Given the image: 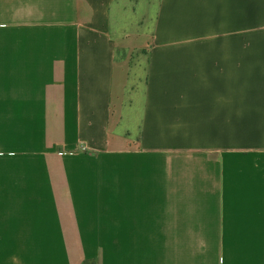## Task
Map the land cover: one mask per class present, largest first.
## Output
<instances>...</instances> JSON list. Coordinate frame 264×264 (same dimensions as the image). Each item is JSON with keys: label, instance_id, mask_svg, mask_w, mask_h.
<instances>
[{"label": "crops", "instance_id": "1", "mask_svg": "<svg viewBox=\"0 0 264 264\" xmlns=\"http://www.w3.org/2000/svg\"><path fill=\"white\" fill-rule=\"evenodd\" d=\"M84 261L264 264V0H0V264Z\"/></svg>", "mask_w": 264, "mask_h": 264}, {"label": "rangeland", "instance_id": "2", "mask_svg": "<svg viewBox=\"0 0 264 264\" xmlns=\"http://www.w3.org/2000/svg\"><path fill=\"white\" fill-rule=\"evenodd\" d=\"M139 52L135 53L136 57L133 61L130 78H131V88L141 92V87L144 83V75H145V65H146V55ZM133 57V58H134ZM58 108H56V113ZM60 111V110H59ZM129 111V110H127ZM55 170H54V179L55 182H77L80 181L78 178L79 172L84 175V180L82 182H111L109 178L105 179V175L102 174V177H97L100 169V163H106V161H101L99 157H95L94 154H90L87 146L82 142L80 146L77 148H70L71 150H66L62 146V129L59 127L58 116L56 115V123H55ZM138 134L134 137V144L136 145ZM124 140H115L114 144L117 146H121L127 143V145H131V139L127 132L124 133ZM77 141V140H76ZM125 146L124 149L131 148L134 146ZM113 163L122 164L123 160H135V162L142 163V157L138 156L135 153L129 152L119 155H111ZM125 158V159H122ZM104 177V178H103ZM77 180V181H76Z\"/></svg>", "mask_w": 264, "mask_h": 264}, {"label": "trees", "instance_id": "3", "mask_svg": "<svg viewBox=\"0 0 264 264\" xmlns=\"http://www.w3.org/2000/svg\"><path fill=\"white\" fill-rule=\"evenodd\" d=\"M83 264H95L93 261H84Z\"/></svg>", "mask_w": 264, "mask_h": 264}]
</instances>
